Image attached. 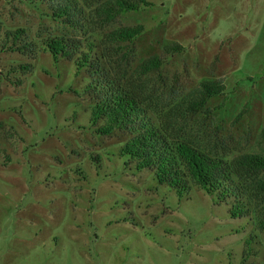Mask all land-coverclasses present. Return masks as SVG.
I'll return each instance as SVG.
<instances>
[{
	"label": "rangeland",
	"instance_id": "rangeland-1",
	"mask_svg": "<svg viewBox=\"0 0 264 264\" xmlns=\"http://www.w3.org/2000/svg\"><path fill=\"white\" fill-rule=\"evenodd\" d=\"M147 1L94 34L142 24L133 68L165 45L186 48L150 75L160 93L149 103L152 122L169 121L172 134L228 160L263 153L264 0ZM47 12L45 0H0V264H264V234L247 220L230 219L199 188L178 197L120 156L129 137L93 132L88 78L72 63L55 64L40 44L32 58L1 49L5 32L19 28L37 43L81 37ZM207 80H221L225 95L172 118Z\"/></svg>",
	"mask_w": 264,
	"mask_h": 264
},
{
	"label": "trees",
	"instance_id": "trees-1",
	"mask_svg": "<svg viewBox=\"0 0 264 264\" xmlns=\"http://www.w3.org/2000/svg\"><path fill=\"white\" fill-rule=\"evenodd\" d=\"M47 16L60 21L81 37L55 35L40 43L30 40L25 29L6 31L1 49L34 57L40 44L56 64L70 62L74 75L85 74L87 84L82 94L87 97L89 125L104 138L116 134L129 137L119 154L134 164L137 171L152 172L159 185L172 189L178 197L191 188H199L224 204L232 220L245 219L260 234H264V152L244 153L226 159L214 151L205 150L186 139L177 137L167 122H152L149 103L160 96L150 85V75L160 70L166 60L185 52L179 43L162 47L140 61L136 67V50L131 43L141 36L142 24L117 26L97 39L94 31H104L122 15L139 12L151 3L147 0H45ZM1 29V28H0ZM31 65H20L26 71ZM221 80L202 81L172 110V118L186 119L201 112L213 97L224 96ZM74 94L81 95L78 91ZM222 102L216 109L223 108ZM245 114L242 109L235 122ZM171 121V120H170ZM264 140V128L261 130ZM243 230V229H242ZM254 236L244 242L246 257L252 251Z\"/></svg>",
	"mask_w": 264,
	"mask_h": 264
}]
</instances>
